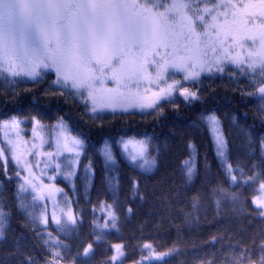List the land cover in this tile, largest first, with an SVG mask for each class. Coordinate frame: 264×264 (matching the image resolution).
<instances>
[{"label": "trees", "instance_id": "1", "mask_svg": "<svg viewBox=\"0 0 264 264\" xmlns=\"http://www.w3.org/2000/svg\"><path fill=\"white\" fill-rule=\"evenodd\" d=\"M230 73H204L196 83L187 82L184 86L199 91L200 98L185 102L178 95L176 107L164 104L162 115L158 110L133 109L115 113L102 111L94 116L78 97L68 92L60 95L59 89L50 88L54 73L39 82L18 79L14 87L0 81V119L37 118L43 124L52 125L62 118L70 131L84 140L73 179H57L63 189L60 203L69 206L73 214L83 220L78 229L79 237L73 234L66 238L58 233L49 207L40 199L36 200L35 212L49 218L46 231L72 246L59 264H75L72 257L76 255L77 244L83 253V248L92 243L95 239L90 235L93 209L95 216L101 217V204H112L114 192L119 198V231L111 230L105 237L106 243L94 245L92 264H105L110 260L114 253L112 246L118 243L123 245L124 255L113 264L137 262L146 255L148 243L157 251L177 247V253L165 258L167 264H205L206 261L229 264L230 253L239 251L238 242L251 247L254 239L258 244L264 238V218L259 216L253 203L261 181L242 188L229 184L208 121L211 115L219 120L228 144L229 162L235 166L239 161L245 166L246 174L251 175V164L258 162L261 156L264 116L256 98L241 94L247 82L230 77ZM243 91L253 89L243 88ZM52 92L56 95L50 94ZM124 139L149 141V154L156 158L150 172H142L128 162L122 150ZM106 143L115 156L114 167L105 165L102 150ZM189 160L194 165L191 180L184 166ZM112 177L118 178V191L116 181L109 183ZM133 179L140 188L135 195L131 187ZM21 183L25 181L19 165L11 158L0 156V201L12 212L5 235L0 238V264H26V255L44 264L50 256L36 238V231L45 229H34L26 213L18 208L17 186ZM218 186L230 192H241V201L221 199L218 207L216 200L220 197L212 194V189ZM28 193L24 198L31 203L35 194L30 190ZM193 197L199 198L195 207ZM129 207L133 209L130 215ZM103 222L101 218L100 223ZM141 264L163 262L153 260Z\"/></svg>", "mask_w": 264, "mask_h": 264}, {"label": "snow or ice", "instance_id": "2", "mask_svg": "<svg viewBox=\"0 0 264 264\" xmlns=\"http://www.w3.org/2000/svg\"><path fill=\"white\" fill-rule=\"evenodd\" d=\"M229 8L232 9V22L227 19L229 13L221 11ZM238 17H241L239 21ZM256 19L264 21V0H259L258 6L245 5L242 9L224 0H0V81L7 87H14L18 79L39 82L54 73L55 80L50 88L59 89L60 95L68 92L74 98L78 97L85 108L90 104V113L94 116L98 115V110L112 109L115 113L118 108L123 111L129 108L158 110L162 115L164 104L176 107L174 92L178 86L185 102L200 98L199 91L184 87L183 82L196 83L205 70L212 72L213 65L216 72L223 73L226 68L221 65L229 64L236 68L230 77L243 78L247 82L242 86L241 94L256 98L264 116V23L256 24ZM229 37L231 44L224 47ZM246 42L258 46L243 53L233 54L230 50L244 49ZM177 73L182 74L183 81L172 79L167 83ZM109 79L116 85L114 88L103 87ZM145 80L167 86L151 92L150 97L143 96L138 86ZM98 84L101 87H97ZM133 87L137 88L136 93L131 91ZM243 88H252L253 91L244 92ZM50 94L56 95L55 92ZM209 122L214 126L217 156L229 184L242 188L259 180L261 189H264V141L260 159L251 164L249 171L252 174L247 175L245 166L239 161L235 166L229 162L227 141L216 127L219 122L214 116L209 117ZM11 126H16L15 118ZM58 126L64 127L62 118ZM72 143L74 147L83 146L79 139ZM129 145L132 146L130 151ZM122 150L128 162L142 172H150L156 165V158L149 154L147 139L123 141ZM3 151L0 150V156ZM102 152L106 167H114L116 159L107 143ZM12 159L19 163L18 156L13 155ZM184 166L191 180L194 165L189 160ZM67 167L70 168L71 163ZM113 181H116L118 191V178H110V185ZM30 183L26 180L18 184L17 206L26 213L34 229H45L36 231V238L50 256L44 264H59L72 246L46 231L48 216L35 212L36 200L42 198L44 189L33 184L35 195L32 202L25 200V195L29 194L26 185ZM131 187L134 195L140 192L135 179ZM212 194L220 197L216 200L218 207L221 199L235 203L240 202L243 195L220 186L213 188ZM193 201L195 207L199 198L193 197ZM253 203L259 216L264 218V199L254 198ZM101 207L107 210L101 213V217H96L93 209L90 235L95 239L83 248V253L77 244L76 255L72 257L75 264H92L96 252L94 245L106 243L105 237L111 230L119 231L118 195L114 192L113 203H102ZM132 211L130 207L127 209L129 215ZM82 214L81 210V217ZM11 215V208L0 201V238L5 235ZM65 217L60 219L53 214L56 231L66 238L73 234L78 238L82 218L75 216L71 209ZM101 218L104 223H100ZM238 244L239 251L230 253L229 264H264V238L258 244L254 239L251 247ZM112 247L116 254L105 264H113L124 255L121 245ZM145 247L153 252L156 261L163 264H167L166 257L178 252L175 245L158 254L150 245ZM25 261L26 264H38L32 256L26 255ZM205 264H213V261Z\"/></svg>", "mask_w": 264, "mask_h": 264}, {"label": "rangeland", "instance_id": "3", "mask_svg": "<svg viewBox=\"0 0 264 264\" xmlns=\"http://www.w3.org/2000/svg\"><path fill=\"white\" fill-rule=\"evenodd\" d=\"M144 2V0H141ZM225 3L230 2L232 4H236L241 9L245 5H257L259 4V0H224ZM161 11L163 9H160ZM221 11H227L228 21L232 22V9H221ZM251 11V9L249 10ZM241 17H238L239 21ZM244 20H247L246 16H243ZM210 19V17H209ZM220 23L223 24V18L220 19ZM256 24L264 23V21L260 19L255 20ZM251 27V24L248 25ZM231 44V37H229L224 44V47H229ZM258 45H251L250 42H246L244 45V49L235 48L230 49L235 52H246L249 48L257 47ZM211 55V53H209ZM221 67H225L227 73L236 72V68L232 65L225 64L221 65ZM204 73H209L205 70ZM202 73V74H204ZM211 73L216 72V66H212ZM224 73V72H223ZM55 75V74H54ZM172 79L183 81V76L180 73H177L174 77L168 79L167 83H171ZM187 82H183V86ZM116 85L109 79L103 87L105 88H114ZM167 85L164 83L156 84L155 82L149 83L148 81H142L140 83L139 92L143 96H151V92L158 91L159 88L166 87ZM97 87H101V85H97ZM185 87V86H184ZM145 89L148 91L145 92ZM123 91V89H122ZM133 93L137 92V88L133 87L131 89ZM175 97L180 95L179 86L175 89L174 92ZM91 105L89 104V108ZM137 110H141L140 108H134ZM128 110H133V108H129ZM151 109H145L141 111H150ZM102 111H112V109H104L98 110V112ZM116 111H123L121 109H116ZM212 116V115H211ZM15 118L16 126L12 127L11 122L12 119ZM216 118V117H215ZM219 122V120L216 118ZM25 121V122H24ZM209 121V117H208ZM63 122V120H62ZM28 123V124H27ZM61 123L60 121L55 122L52 125H46L40 122L37 118H23L21 119L18 116L8 117L4 119H0V150L3 151V155L1 156L3 159H9L13 157V155L18 156L20 158L19 163L14 160L20 167L21 176L24 181H30V184H27L26 187L28 190L32 192V185H36L37 188L44 189L42 198H38L41 201L45 202L47 207H49V214L51 215V219L53 214L57 218L64 219L65 214L71 209L69 206H62L60 203V195L63 193V189L60 184L57 183V179L59 177L66 178L68 180L73 179V175L77 169L78 161L81 156V152L84 146V140L81 136H78L70 131V129L64 124V127L61 128L58 125ZM210 124V122H209ZM215 141V132L214 126L210 124ZM221 130L220 123L216 125ZM222 132V131H221ZM223 133V132H222ZM225 138V137H224ZM75 139H79L83 142L82 147H74L72 141ZM130 139H124L123 141H127ZM137 140V139H132ZM139 140V139H138ZM122 141V142H123ZM110 146V145H109ZM131 145H129V151L131 150ZM78 153V154H77ZM71 163V167H67V165ZM59 165V167H57ZM71 172L72 175L69 176L68 173ZM50 189V191H49ZM35 194V192H34ZM264 199V189H261L260 185L257 193L253 196V199ZM255 205V204H254ZM101 212H106V209L100 207ZM105 222V221H104ZM103 222V223H104ZM115 245H121L122 251L124 253L123 245L118 243ZM147 245L151 246L150 243ZM154 250V249H153ZM146 255L140 258L137 262H132L130 264H141L155 260L154 254L148 248H146ZM167 251H157L155 253H164ZM116 254L115 249L113 256ZM123 256H120L118 261L121 260Z\"/></svg>", "mask_w": 264, "mask_h": 264}]
</instances>
